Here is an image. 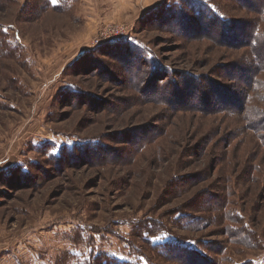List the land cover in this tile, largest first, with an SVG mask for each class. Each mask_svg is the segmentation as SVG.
<instances>
[{"label":"rangeland","instance_id":"rangeland-1","mask_svg":"<svg viewBox=\"0 0 264 264\" xmlns=\"http://www.w3.org/2000/svg\"><path fill=\"white\" fill-rule=\"evenodd\" d=\"M52 5L0 0V264H264V0Z\"/></svg>","mask_w":264,"mask_h":264},{"label":"trees","instance_id":"trees-1","mask_svg":"<svg viewBox=\"0 0 264 264\" xmlns=\"http://www.w3.org/2000/svg\"><path fill=\"white\" fill-rule=\"evenodd\" d=\"M47 5H48V7H51V8H53V5H52V3H51V1L49 0V2H48V0H47ZM211 15H212V17H213V14L211 13ZM245 33V32H244ZM200 34V33H199ZM231 41V40H230ZM152 74L154 73V74H156L157 72H159V67L158 66H156L155 68H153L152 69ZM195 94L193 93L192 94V96H194ZM233 96V95H232ZM227 98V97H226ZM226 98H224V97H221L220 98V102H221V104L222 105H224V104H228V101H224V99H226ZM227 102V103H226ZM208 106H211L210 104H208ZM213 108H215V107H213Z\"/></svg>","mask_w":264,"mask_h":264},{"label":"snow or ice","instance_id":"snow-or-ice-1","mask_svg":"<svg viewBox=\"0 0 264 264\" xmlns=\"http://www.w3.org/2000/svg\"><path fill=\"white\" fill-rule=\"evenodd\" d=\"M57 2V0H52V3H56Z\"/></svg>","mask_w":264,"mask_h":264}]
</instances>
